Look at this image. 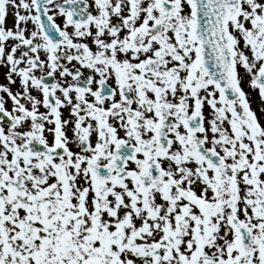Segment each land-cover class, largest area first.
Listing matches in <instances>:
<instances>
[{"label":"snow or ice","instance_id":"6c2138e0","mask_svg":"<svg viewBox=\"0 0 264 264\" xmlns=\"http://www.w3.org/2000/svg\"><path fill=\"white\" fill-rule=\"evenodd\" d=\"M0 73V264H264V0H0Z\"/></svg>","mask_w":264,"mask_h":264},{"label":"rangeland","instance_id":"374dc122","mask_svg":"<svg viewBox=\"0 0 264 264\" xmlns=\"http://www.w3.org/2000/svg\"><path fill=\"white\" fill-rule=\"evenodd\" d=\"M3 77H2V73H0V83H3ZM255 100V97H254ZM253 107H256V103L254 102Z\"/></svg>","mask_w":264,"mask_h":264},{"label":"bare ground","instance_id":"6f19581e","mask_svg":"<svg viewBox=\"0 0 264 264\" xmlns=\"http://www.w3.org/2000/svg\"><path fill=\"white\" fill-rule=\"evenodd\" d=\"M256 99V98H255Z\"/></svg>","mask_w":264,"mask_h":264}]
</instances>
